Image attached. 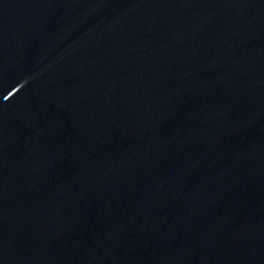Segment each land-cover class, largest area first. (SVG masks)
Segmentation results:
<instances>
[{
    "label": "water",
    "instance_id": "1",
    "mask_svg": "<svg viewBox=\"0 0 264 264\" xmlns=\"http://www.w3.org/2000/svg\"><path fill=\"white\" fill-rule=\"evenodd\" d=\"M0 264H264V0H0Z\"/></svg>",
    "mask_w": 264,
    "mask_h": 264
}]
</instances>
